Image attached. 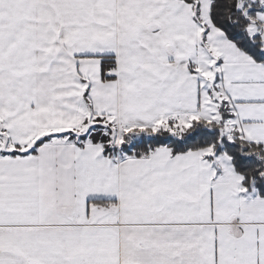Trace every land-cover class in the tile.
Segmentation results:
<instances>
[{
  "label": "snow or ice",
  "instance_id": "6c2138e0",
  "mask_svg": "<svg viewBox=\"0 0 264 264\" xmlns=\"http://www.w3.org/2000/svg\"><path fill=\"white\" fill-rule=\"evenodd\" d=\"M0 264H264V0H0Z\"/></svg>",
  "mask_w": 264,
  "mask_h": 264
}]
</instances>
